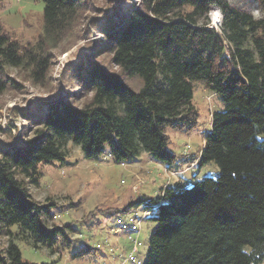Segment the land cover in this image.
<instances>
[{"label": "trees", "instance_id": "16d2710c", "mask_svg": "<svg viewBox=\"0 0 264 264\" xmlns=\"http://www.w3.org/2000/svg\"><path fill=\"white\" fill-rule=\"evenodd\" d=\"M39 1L47 35L60 32L81 7L80 0ZM255 3L258 16L228 0H140L101 32L120 75L91 63L75 71L82 105L58 100L38 104L36 114L14 109L36 127L32 136L0 144V236L7 237L0 264H34L22 259L15 238L35 249L57 240L70 248L75 229L48 227L55 203L35 201L27 188L38 185L41 165L64 160L69 142L87 158L106 146L118 163L145 151L169 168L174 155L166 129L194 125L195 82L223 104L211 115L197 160L214 162L218 172L132 203V211L151 212L144 219L152 225L144 264L264 263V140L256 137L264 131V0ZM215 13L221 17L212 23ZM40 48L21 45L0 23V94L16 84L3 77L7 67L29 66L34 82L45 78L49 59ZM124 76L139 78V89Z\"/></svg>", "mask_w": 264, "mask_h": 264}, {"label": "rangeland", "instance_id": "374dc122", "mask_svg": "<svg viewBox=\"0 0 264 264\" xmlns=\"http://www.w3.org/2000/svg\"><path fill=\"white\" fill-rule=\"evenodd\" d=\"M139 1L80 0L79 13L60 32L47 35L41 1L0 0L4 32L21 45L40 42L49 59L47 74L40 82L32 80L29 66L5 68L3 77L16 84L8 85L0 94L1 145H8L21 135L32 136L36 127L33 121L14 113L15 108L36 114L38 104L47 106L58 100L82 105L86 98L81 97L83 85L78 86L77 68L86 70L94 63L108 73L120 75L107 52L109 41L101 32L108 24L121 21ZM228 2L256 16L261 14L255 0ZM104 16L111 19L105 21ZM220 17L213 14L212 23ZM124 80L135 90L141 85L137 77L124 76ZM192 103L196 116L191 129H166V148L174 155L169 168L167 163L155 161L145 151L131 162L118 163L106 146L100 156L87 158L72 142L66 146L63 161L41 165L38 185L27 186L31 197L39 203L47 200L55 203L50 207L48 227L68 223L76 231L70 234L69 249L60 246L58 240L50 249L46 246L35 249L23 239L15 238L22 259L34 264H144L152 225L144 220L149 214L143 207L132 211V203L141 196L160 197V189L167 185L187 187L194 177H213L218 172L214 162L199 166L197 160L204 133L210 129L211 115L222 110L223 104L217 94L200 82L194 83ZM256 137L264 140V131ZM132 226L136 228L132 230ZM15 229V226L11 228ZM6 242L7 237L0 236V248Z\"/></svg>", "mask_w": 264, "mask_h": 264}, {"label": "built area", "instance_id": "2783aa9c", "mask_svg": "<svg viewBox=\"0 0 264 264\" xmlns=\"http://www.w3.org/2000/svg\"><path fill=\"white\" fill-rule=\"evenodd\" d=\"M212 22H213V20H212ZM214 23H216V22H214ZM155 208V207H154ZM147 212V211H146ZM148 214H150L151 212H147ZM123 227H125V225H123ZM136 227L135 226H132V230H134Z\"/></svg>", "mask_w": 264, "mask_h": 264}]
</instances>
